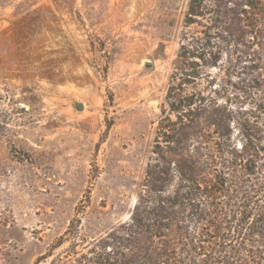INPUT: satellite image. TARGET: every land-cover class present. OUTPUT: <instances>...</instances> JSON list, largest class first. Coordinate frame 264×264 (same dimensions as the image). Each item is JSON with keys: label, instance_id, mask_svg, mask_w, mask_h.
Instances as JSON below:
<instances>
[{"label": "rangeland", "instance_id": "374dc122", "mask_svg": "<svg viewBox=\"0 0 264 264\" xmlns=\"http://www.w3.org/2000/svg\"><path fill=\"white\" fill-rule=\"evenodd\" d=\"M203 1L188 24L191 0H0V264H36L75 219L89 241L131 216L171 88L217 98L240 147L264 107V0ZM219 10L249 34L182 57Z\"/></svg>", "mask_w": 264, "mask_h": 264}, {"label": "trees", "instance_id": "16d2710c", "mask_svg": "<svg viewBox=\"0 0 264 264\" xmlns=\"http://www.w3.org/2000/svg\"><path fill=\"white\" fill-rule=\"evenodd\" d=\"M203 2L191 0L188 24L207 16ZM215 13L212 27L204 25V36L182 46V57L204 61L200 50L204 53L207 46L214 49L232 40L234 29L242 40L249 34L241 28L237 13L232 17L221 10ZM258 26L251 23L250 34L257 39ZM217 61L207 65L216 67ZM175 91L170 89L168 100L176 120L167 117L158 127L156 146L160 154L166 150L165 155L149 166L146 189L131 216L107 235L89 241L81 236V220L75 219L41 260L264 264V107L257 112L252 108L253 115L241 123L239 147L217 98ZM175 177L178 184L172 187ZM66 243L70 245L55 253Z\"/></svg>", "mask_w": 264, "mask_h": 264}, {"label": "water", "instance_id": "95a60500", "mask_svg": "<svg viewBox=\"0 0 264 264\" xmlns=\"http://www.w3.org/2000/svg\"><path fill=\"white\" fill-rule=\"evenodd\" d=\"M84 108H85V106H84L83 103H79V102L75 103V109H76L77 111H81V110H83Z\"/></svg>", "mask_w": 264, "mask_h": 264}]
</instances>
